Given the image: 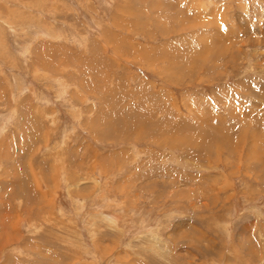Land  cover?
Instances as JSON below:
<instances>
[{"label":"rangeland","instance_id":"obj_1","mask_svg":"<svg viewBox=\"0 0 264 264\" xmlns=\"http://www.w3.org/2000/svg\"><path fill=\"white\" fill-rule=\"evenodd\" d=\"M0 264H264V0H0Z\"/></svg>","mask_w":264,"mask_h":264},{"label":"crops","instance_id":"obj_2","mask_svg":"<svg viewBox=\"0 0 264 264\" xmlns=\"http://www.w3.org/2000/svg\"><path fill=\"white\" fill-rule=\"evenodd\" d=\"M247 235V234H246Z\"/></svg>","mask_w":264,"mask_h":264}]
</instances>
